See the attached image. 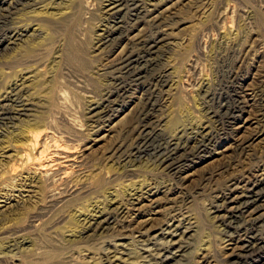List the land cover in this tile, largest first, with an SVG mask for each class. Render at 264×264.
I'll return each instance as SVG.
<instances>
[{
    "label": "rangeland",
    "instance_id": "obj_1",
    "mask_svg": "<svg viewBox=\"0 0 264 264\" xmlns=\"http://www.w3.org/2000/svg\"><path fill=\"white\" fill-rule=\"evenodd\" d=\"M143 1L148 2L151 0ZM180 2L179 4L177 3L176 6L174 5L176 2H174L160 5L158 8V13H161L163 18L167 17L165 19L171 18L172 20L173 16L176 15L173 18L175 20H173L174 23L172 27L168 26V30L170 31L167 40L160 48L159 54H157L158 56L156 55L159 60H161V66L169 68V70L173 72L171 73L176 75H172L170 84L166 89V91H168L166 92L161 115L162 123L165 124L163 127L164 130L171 132L172 129H174L172 125L177 120L179 123L175 125V129L186 127L191 130H199V128L202 129L203 127L211 125L209 128H214V131L217 132L221 130V127L208 117V111L219 112L221 106L226 105L225 108H227V106L232 105V102L226 99L227 94L231 95V89H226V87L230 85L236 76L239 77L238 82H240V86H238L239 88L236 92L238 96L241 97L239 98V100H241L240 102L242 105L244 104L241 106V109L244 110H241L237 121L232 127L234 132L233 137L223 140L216 149L207 155L208 157L206 156L204 159L195 162L185 169L182 174V178H185L184 186H181L182 188L176 189L168 193V195L162 193L163 191L159 192L162 188L166 187V183L168 186L173 184L171 177H169L165 171L161 170V168L157 167V163L155 164L151 156L159 141L154 142L155 145L153 143L147 153L145 152V154L133 162V167L130 169L132 173H123V170L120 169V165H115V163L113 164L110 160L106 159L111 146L131 133L136 127L135 122L138 112L141 109V98L143 96V92L140 89H134V91L131 92L132 98L130 95L127 97L122 113L112 120L110 124H107L103 131L96 135H89L91 134L89 131L93 123L87 120L86 113L89 108L88 106H90L93 101L97 100L98 97L100 98L101 95H104L109 87L110 89L113 87L115 74H113V70L111 69H114L124 46L123 43L120 47L107 52L105 47H102L100 43L101 35H103L105 31L108 19L105 14V5H103V1L101 4L99 0H93L94 5L91 7V11L83 8L84 4L78 6V8L74 10L76 12L75 15L70 18L72 21L68 20L64 25H60L61 27L59 25H56V27L54 25L52 27L53 24H46V22L40 24L39 22L32 23L31 28H33V30H38V33L36 32L37 36L43 31L44 32L40 37L36 36L37 38L35 37L33 39L32 44L31 42H26V44H21L20 48L26 50L28 45L33 46L37 43L40 44L39 42H43L40 44L42 48L35 50L31 58H25L22 60L23 62L19 64L8 65L10 62L8 59H12L16 50L20 51V48L11 52H5L3 49L0 50V68L5 72V74L3 72L4 76H1V78L5 77L3 78L4 80L0 78V80L3 81H0V96L6 95L16 84L19 85L23 83L21 79L32 77L31 81L27 82V85L32 84V87L35 84L32 87L35 91L32 90V92H38L35 96L37 100L41 102V105L39 104L40 110L42 112L44 111L45 118L43 119L46 125H50L49 131L51 132L53 129V134L56 132V136H66L64 138L67 139L68 136H70L69 139H73L74 145H79L77 150L73 152L70 150L64 153L65 155L63 154V157L69 156L71 158L69 162H78L77 164L81 166L80 169H84L81 171H84L83 174H75L70 182L73 185H78L80 181L81 185H89L91 183L89 185L90 187L92 184L94 185V187L92 185V189L95 188L96 190L98 187L99 190L97 189L96 191L101 192L96 193L91 199L85 201L83 207L78 206L70 209L72 211H65L63 214L68 220L75 218L83 220L86 217H91L94 215L95 210H99L97 207L100 203H97V201H103L104 199L111 200L114 191H118V194L121 192L119 194L120 202L126 204L130 194L129 191L139 188L140 186L143 187L144 185L145 188H155L159 189V191L153 198L150 197L141 204V207L145 211L144 215L133 213L135 216L129 217L128 222L131 223H129V225H131L130 227L132 230L134 229V231H137L144 222H149L153 228H156L170 212V207H172L175 202H179L184 195H186L189 203L187 201V205L184 204L183 211L185 210V214L193 217L196 223L189 234L192 235V237L187 236L186 239V243H189L187 250L189 255H187V252L184 253L185 257L182 258L183 263L181 261L179 264H238L240 261L236 262L232 260V254L230 255L232 251L228 250V243H225L228 240H225L227 237L223 236L221 229L217 232L218 235L216 234L205 209H208L209 205L212 203L215 192L219 189L222 190L231 178L235 177L236 179H240L244 177L249 179L259 173V175L264 174V112H261L262 108L260 107L261 103L264 105V97H257L258 89L264 86V0H186ZM64 12L68 15L70 11L65 8L58 9V13ZM25 13L26 11L20 12L21 15ZM42 27L44 28L42 29ZM13 28L14 24L12 22L0 24V38L7 39L6 33ZM33 30L29 33L30 35L33 33ZM143 30L144 25H139L137 29L131 30L125 43H128L129 40L132 41L136 35H144ZM170 35L172 37H170ZM234 47L236 48L235 56L232 55L234 54L232 49L235 51ZM19 51H17L18 53L16 52L15 56L20 55L19 53L23 50ZM110 62L112 63L110 64ZM23 67L24 69L30 68L27 71L23 70ZM1 69L0 71H2ZM173 69H176V71ZM31 70H33V72H31ZM37 71L39 77L36 75ZM22 72L23 74H21ZM38 78L39 81L36 83V79L38 80ZM34 81L35 83H33ZM38 83L41 84L39 85ZM38 85L39 87L42 86L39 88ZM203 85L207 86L209 92L212 94H217L215 101L211 104L202 101V93L203 90H205ZM168 92L169 94H167ZM93 98L96 99L94 100ZM181 119L183 122H181ZM173 120L174 122H172ZM166 124H168V128ZM5 129L12 131L10 127H6ZM5 129L3 128L4 131H6ZM78 132L79 135H81L79 137ZM71 133L75 136L77 134L76 138H74L75 136ZM256 134L258 135V139L251 142L248 148L245 149L246 153L244 152L238 159L237 153L234 151L235 140H249L250 137ZM74 140L76 142H74ZM13 154V152L8 153L6 150L0 153V213L3 211L7 214V211H11L9 208L14 205L26 206L25 208L31 209L34 205L33 203H37L40 200V197L38 199L39 194H31V189L24 186L26 182L29 184L32 179L37 178L36 175L32 172L23 171V175H19L20 177H17L15 181H13V176V178L9 176L7 165ZM246 154L247 157L245 156ZM232 166L236 167L233 168ZM27 177H30L28 181L26 180ZM74 179L77 181L75 182ZM95 179H97L99 183L101 182V185H99L98 181ZM117 179L118 181H116ZM103 181L105 182L102 183ZM107 182L110 184H107ZM155 185L157 187H155ZM132 186L134 188H132ZM259 192V198L261 199L260 204L262 205L263 203V205H258L260 207L258 209V215H264V183L262 187L260 186ZM81 207L84 209H81ZM26 222V220H23L20 226H25ZM64 225H62L63 228H68L69 224H66V226ZM69 229H71L70 226ZM69 229H64L65 232L63 230L59 232V237L57 238L58 244L56 243V239H53L48 233L46 234L47 231H41L39 234L34 232L26 233L28 237L25 238L31 240L32 245L29 246V248L28 246L26 247L28 248L26 253L17 255L21 262L18 261L19 258L17 257L14 260H0V264H27V261L28 264H38L40 261L36 263V259L39 254L43 253V256L46 255L45 257L47 258L49 255H53V251V253L58 252L54 246L61 245V250H63V252L60 250V258H53V256H50L45 263H42L44 262V260H42L40 264H49V261L51 264H55L68 256H74V261H76V263L88 264V262L93 261L92 258L95 257L94 260H96L101 257L100 247L102 245L105 248L109 243L115 241V237H117L115 234L111 236L110 234H107L108 236L104 234L105 237H101V242L103 241V244L99 243L100 245L95 246L96 243L94 244V242L99 238H96V240L91 239L87 241V243L80 244V246H83L80 247L81 249L83 248L81 250L79 245L76 248L68 242L69 240L71 241L72 238L75 239V236L69 237L73 235L69 232ZM42 232L45 235H43ZM75 235H77V233ZM122 244H125L124 246L127 249L120 248L119 250H123L124 253L129 255L131 254V262L135 259L136 255L134 254L140 255L142 254L141 250L144 249L142 245H136V248L133 249V245L128 246L129 242L127 241H122ZM70 247H75V251ZM78 248L79 250H77ZM204 248H208V253L204 251L206 250ZM3 252L6 253V250L1 246L0 253ZM79 252L83 253L79 255ZM23 255L29 258L27 259ZM206 256H208V258ZM121 257L129 259L126 255L121 254ZM203 258L205 261L202 262ZM79 261L82 262L80 263ZM241 262L264 264V247L254 254L243 257ZM153 263L154 262H150V264ZM117 264H119V262Z\"/></svg>",
    "mask_w": 264,
    "mask_h": 264
},
{
    "label": "bare ground",
    "instance_id": "obj_2",
    "mask_svg": "<svg viewBox=\"0 0 264 264\" xmlns=\"http://www.w3.org/2000/svg\"><path fill=\"white\" fill-rule=\"evenodd\" d=\"M99 1L101 4L103 1V5H105V14L108 17L107 26H105V31L103 35H101L100 43L102 47H105V50L108 52L120 47L123 43L124 46L120 58H117L118 61L116 62V65L114 64V69H111L113 70V74H115L113 87L111 89L109 87L108 91L104 93V95H101L100 98L98 97L99 99L97 98V100H95L96 98H93L95 101H93V103L88 106L89 108L87 109L86 113L87 120H90L93 123L91 124L92 128L89 131L91 134L89 135H96L103 131L107 124H110L112 120L122 113L127 97L129 95L131 97V92H133L134 89H140L143 92V96L141 98V109L138 112L135 122L136 127L131 133L123 137L119 142H115L116 144L114 143V146L112 145L113 147L111 146L109 153L107 152L108 157L106 159L110 160V162L113 164L115 163V165H120V169L123 170V173H132V170L130 169L133 167V162L136 159H139V157L145 154V152L147 153L150 146L154 142L159 141L158 145L153 150L154 153H152L151 156L153 157L155 164L157 163V167L161 168V170L165 171V173L171 177L173 184L168 186L166 183V187L162 188L160 191L154 187V189H149L145 188L144 185L143 187L140 186L139 188L129 191L130 194L126 204L120 202L119 194L121 192L118 194V191H114L111 200L104 199L103 201H97V203H100V205L97 207L99 210H95L94 215L91 217H86L83 220L76 218L68 220L63 214L65 211L78 206L83 207V205H85V201H88L96 193H100L101 191H96L98 187L96 190L95 188L92 189L91 187L93 184L90 187V182L89 185H81V181L78 182V185H73L70 182V180L74 178L75 174H83L84 171L81 172L83 168L80 169L81 166L77 164L78 162H69L71 161V158L69 156L63 157V154L69 152L70 150L72 152L77 150L79 145H74L72 141L73 139H69L70 136H68L67 139L64 138L66 136H56V132L53 134V129H50L52 133L49 131L50 125L47 126L43 119L45 118L43 113L44 111L42 112L40 110L41 102H39L35 96L36 93L38 94V92L35 93V90L32 88L35 84L32 87V84L27 85V82H30L32 77H25L23 80L21 79L23 83L19 85L16 84L10 89L9 92L6 93V95L0 96V153L4 152L5 150L8 153H14L11 155L12 158H10L9 163L7 162V171L10 174V177H14L13 181H15L17 177H20L19 175H23L25 171L30 173L32 172L37 176V178L31 180V183L27 184L28 182H26L24 186H27V188L31 189V194H39L38 199L40 197V200L37 203H33L34 205L31 207V209L25 208L26 206L24 207L21 205H14L13 207L9 208L11 211H7V214L1 211L0 248L1 246L2 248H5L6 253H0V260H14L18 257L17 255L26 253L29 246L32 245V241L28 238H25L28 237L26 236V233L28 232L39 234L41 231H47L46 234L48 233L53 237V239H56L57 243L59 232L61 230L65 232V230H68L70 226L71 229H69V232L73 235L69 237L75 236V239L72 238L73 240L71 239V241L69 240L68 242L74 245L76 248L78 245L80 248L82 246H80V244L87 243V241L91 239L96 240V238L99 239L94 242V244L96 243L95 246L100 245L99 243L103 244V241L101 242V240L104 234H110V236L112 234L117 235V237L113 236L116 239L115 241L111 243L108 242L109 244L105 248L103 245L100 247L101 257L96 260H94L95 257L92 258L93 261L88 262V264H117L118 262L119 264H150V262H154L153 264H179L182 261V258L185 257L184 253L187 252L189 247V243H186L187 236L192 237V235L189 234L196 223L193 217L185 214V210L183 211V206H185L184 204H186L187 201L189 203L186 195H184L183 198L181 196L182 199L179 202H175L173 206L170 207V212L156 228H153L149 222H142L143 224H141L139 229L134 231V229H131V225H129L130 222H128V218L135 216V214L144 215L145 211L141 207V204L150 197L153 198L155 195H157L158 191H163L162 193H166L168 195V193L182 188L184 186L185 179L182 178L184 170L193 165L195 162L204 159L211 153V151L216 149V147L223 140L228 138L231 139L234 133L232 127L237 121L241 110H244L241 109V106L244 105H242L240 102L241 100H239L241 97H239L236 92V90L239 88L238 86H240V82H238L239 77L236 76L235 79L233 78L234 80L230 83V85L226 87V89H231V95L227 94L226 99H229V101L232 102V105L227 106V108H225L226 105L221 106L219 108L221 109L219 112H213L211 110L208 111V117H210L215 122V124L220 126L221 130L216 132L214 131V128H209L211 125L203 127L202 129L199 128V130H191L187 129L186 127H178L179 129H175V125L179 122L178 120L175 122L173 120L172 122H174V124L172 122L169 123L173 124L172 126H174V129H172L173 127L171 126V132L165 131L163 128L165 124L162 123L163 121L161 119V115L166 92L168 91H166V89L170 84L173 72L170 71L169 68L161 66V60H159L157 54H159L158 52L160 48L166 42L169 36L168 33L170 30H168V26L172 27L174 23L173 20H175L173 18L176 15L173 16L172 20L171 18L165 19L167 17L163 18L161 13H158V8L160 5L174 2H176L174 4L176 6V4H179L180 1L186 0H151L148 2L143 0ZM83 4V8L90 11L91 7L94 5L93 0H0V24H7L10 22L14 24V28L8 30L6 33L7 39L0 38V50L3 49L5 52H11L15 51L17 48L19 49L21 44H26V42H31L32 44L33 39L38 33V30H33V28H31L32 23L39 22L40 24L46 22V24H53L52 27L54 25L55 27L56 25H64L66 22H68V20L72 21L70 18L75 15L76 12L74 10ZM59 8H65L66 10L68 9L70 12L68 15L66 13L67 11L64 13H58ZM21 11H26V13L21 15ZM139 25H144V35L135 36L133 34L136 39L133 38L132 41L129 40L128 43H125V40L128 39L131 30L135 28L137 29ZM223 27L225 28L224 25ZM43 28L44 27H42V29ZM32 30L33 33L30 35L29 33ZM42 33H40L37 37H40ZM170 37L172 36L170 35ZM39 43L42 44L43 42ZM40 44L37 43L33 46L30 45L31 47L28 45L29 47L27 46L26 50L20 48L23 50H20L21 52L16 50V52H20V55L15 56V52L12 59H8L10 60L8 65H16L23 62L22 60L25 58H31L35 50L42 48ZM236 48L234 49L235 51L232 49V52L234 53L232 55L234 56L236 55ZM111 63L112 62H110V64ZM29 68L24 69L23 67V70L28 71ZM33 70H31V72H33ZM27 71L25 72L27 73ZM174 71H176V69ZM3 72L4 70L0 71V78L3 75ZM21 74H23V72ZM36 75L39 77L38 71ZM37 81H39V78L38 80L36 79V83ZM33 83H35V81ZM203 88L205 90H203L202 93V101H206L211 104L215 101L217 94H212L209 92V88H207V86H204ZM32 90L34 91L32 92ZM167 94H169V92ZM258 94L257 97H264V86H261L258 89ZM260 107L262 108L261 112H264V105L262 103ZM41 109L43 110L42 107ZM181 122H183L182 119ZM167 125L168 124H166V127L168 128ZM6 127H10V130L12 131L5 129ZM3 128L6 131H4ZM76 136L74 138H76ZM79 136L81 135H79L78 132V137ZM257 139L258 135L256 134L250 137L249 140H235L234 151L237 153L238 159L239 156L245 152V149L248 148L249 144L253 141H256ZM74 142L76 141L74 140ZM245 156L247 157V154ZM259 174L249 179L244 177L240 179H236L235 177L231 178L226 185L224 184L225 186L222 190L219 189L215 192L212 203L209 205L208 209H205L212 228L216 234L221 229L223 236L227 237L225 240H228L225 243H228V250L232 251V253H230V255L232 254V260H235L236 262L240 261L238 264H255L241 262V260L243 257L254 254L264 247V215H258V209L260 208L258 205L261 202V199L259 198V188L260 186L262 187V184L264 183V174ZM29 178L27 177L26 180L28 181ZM116 181H118V179ZM104 182L105 181L102 183ZM107 184L110 183L107 182ZM99 185H101V182ZM155 187L157 186L155 185ZM132 188L134 187L132 186ZM82 207L81 209H84ZM23 220H26L27 222L25 226L21 227L20 224ZM66 224H69L68 228H63L62 225L66 226ZM75 232L77 235H75ZM43 235L45 234L43 233ZM122 241L129 242L128 246L133 245V249L136 248V245H142L144 247V249L141 250L142 254H134L136 255L135 259H133L134 261L131 262V254L129 255L124 253L123 250H119L120 248L127 249L124 246L125 244H122ZM27 246L28 248H26ZM54 247L58 250V252L53 253V251V255H49V257H59V252H63V250H61L62 245ZM75 247L70 248L74 249ZM79 248L77 250H79ZM207 250L208 248L204 251L207 252ZM73 251H75V249ZM81 253L83 252H79V255ZM121 254L128 256L129 259L122 258ZM187 255H189L188 252ZM45 256H43L42 253L38 255L37 259H34L37 260L36 263L39 261L41 262L42 260H44L42 263H45L47 258H49H46ZM206 257L208 258V256ZM19 260L20 258L18 261ZM61 260L55 264H79L74 261V256H68L63 258L62 261ZM203 261H205L204 258L202 262ZM40 262L38 264H40ZM49 264H51L50 261Z\"/></svg>",
    "mask_w": 264,
    "mask_h": 264
}]
</instances>
